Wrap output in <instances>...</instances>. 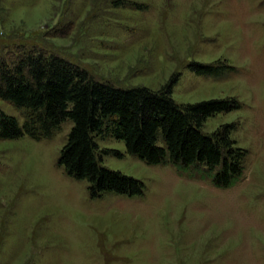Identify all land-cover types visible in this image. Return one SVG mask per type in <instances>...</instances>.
Returning a JSON list of instances; mask_svg holds the SVG:
<instances>
[{"label": "rangeland", "instance_id": "rangeland-1", "mask_svg": "<svg viewBox=\"0 0 264 264\" xmlns=\"http://www.w3.org/2000/svg\"><path fill=\"white\" fill-rule=\"evenodd\" d=\"M14 42L115 85L155 90L175 76L177 103L233 97L239 106L202 129L233 124L246 153L239 181L219 189L96 138L118 152L100 163L144 190L91 198L56 165L68 123L47 139H0V264H264V0H0V46ZM191 62L232 69L214 77Z\"/></svg>", "mask_w": 264, "mask_h": 264}, {"label": "trees", "instance_id": "trees-1", "mask_svg": "<svg viewBox=\"0 0 264 264\" xmlns=\"http://www.w3.org/2000/svg\"><path fill=\"white\" fill-rule=\"evenodd\" d=\"M198 74L220 77L225 63L191 62ZM172 76L158 89L120 86L96 79L80 65L39 46L14 42L0 46V100L20 117L0 109V139L27 136L47 139L68 123L56 165L69 177L84 180L91 198L106 193L134 197L143 183L100 163V155L118 152L97 148L96 138L122 141L125 151L149 165H170L177 174L207 179L219 189L242 176L245 150L229 133L233 124L211 132L204 121L239 106L233 97L177 103Z\"/></svg>", "mask_w": 264, "mask_h": 264}]
</instances>
